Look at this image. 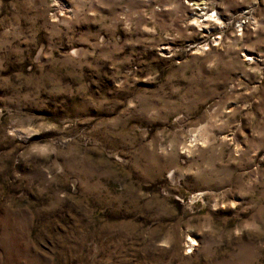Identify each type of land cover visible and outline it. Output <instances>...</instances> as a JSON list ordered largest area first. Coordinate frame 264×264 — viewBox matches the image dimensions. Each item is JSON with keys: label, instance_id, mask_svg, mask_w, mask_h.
Returning a JSON list of instances; mask_svg holds the SVG:
<instances>
[{"label": "rangeland", "instance_id": "374dc122", "mask_svg": "<svg viewBox=\"0 0 264 264\" xmlns=\"http://www.w3.org/2000/svg\"><path fill=\"white\" fill-rule=\"evenodd\" d=\"M0 264H264V0H0Z\"/></svg>", "mask_w": 264, "mask_h": 264}]
</instances>
